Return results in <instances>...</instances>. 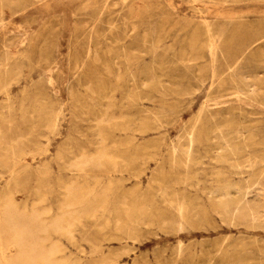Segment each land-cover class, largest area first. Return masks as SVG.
<instances>
[{"label": "rangeland", "instance_id": "rangeland-1", "mask_svg": "<svg viewBox=\"0 0 264 264\" xmlns=\"http://www.w3.org/2000/svg\"><path fill=\"white\" fill-rule=\"evenodd\" d=\"M18 2L0 3V59L11 41L20 66L7 87L9 101L0 94V194L47 227L62 214L79 213L60 205L66 190L85 195L90 212L79 215L69 235L48 228L45 248H56L49 264H264V226L215 210L227 182L249 181L252 191L264 185V90H246L254 75L264 79V0ZM205 24L212 27L210 48ZM39 81L48 104L40 114L22 113L30 111ZM248 199L258 201L254 192Z\"/></svg>", "mask_w": 264, "mask_h": 264}, {"label": "bare ground", "instance_id": "bare-ground-1", "mask_svg": "<svg viewBox=\"0 0 264 264\" xmlns=\"http://www.w3.org/2000/svg\"><path fill=\"white\" fill-rule=\"evenodd\" d=\"M122 1H124V0H122ZM239 1V0H238ZM22 2H25V1H22ZM191 2V1H190ZM0 3H5V4H18L19 2H18V0H0ZM26 3V2H25ZM114 3V2H113ZM112 3V4H113ZM32 5V4H31ZM131 6V5H130ZM128 7V6H127ZM111 8V7H110ZM129 8V7H128ZM127 9V8H126ZM129 11H130V9H128ZM127 10V11H128ZM121 11V10H120ZM130 14H128L127 13V16H129ZM123 19V18H122ZM138 20H141V19H138ZM200 21H201V19H199ZM204 20V19H203ZM106 21V20H105ZM123 21V20H122ZM160 22V21H159ZM205 22V21H204ZM111 23V22H110ZM203 23V22H202ZM122 24V23H121ZM113 25V24H112ZM133 26V25H132ZM175 26V25H174ZM205 26V32H207V36H208V46H209V48H210V46H212V44H213V38H212V36H211V28L207 25V24H205L204 25ZM109 27H111L110 25H109ZM130 27H131V25H130ZM141 27V26H140ZM153 27V26H152ZM197 27V26H196ZM151 28V27H150ZM156 28V27H155ZM195 28V27H194ZM109 29V28H108ZM124 29V28H123ZM130 30H131V28H129ZM182 29H183V27H182ZM196 29V28H195ZM73 31H75V30H73ZM107 31H109V30H107ZM148 31V30H147ZM159 31H161V30H159ZM179 31H180V29H179ZM178 31V32H179ZM193 31V30H192ZM195 31V30H194ZM198 31V30H197ZM50 32V31H49ZM78 32V31H77ZM92 32H93V30H92ZM162 32V31H161ZM217 32V31H216ZM108 33V32H107ZM123 33V32H122ZM132 33V32H131ZM159 33V32H158ZM193 33V32H192ZM215 33V32H214ZM51 34V33H50ZM157 34V33H156ZM216 34V33H215ZM147 35V34H146ZM145 35V36H146ZM178 35V34H177ZM205 35H206V33H205ZM76 36V35H75ZM98 36V35H97ZM97 36H95V37H97ZM100 36V35H99ZM98 36V37H99ZM116 36V35H115ZM144 36V37H145ZM168 36V35H167ZM166 36V37H167ZM46 37V36H45ZM110 37V36H109ZM124 37V36H123ZM142 37V36H141ZM148 37V36H147ZM196 37V36H195ZM79 38H80V36H79ZM112 37H110V39H111ZM122 38V37H121ZM154 38H157L156 36H153V39ZM168 38V37H167ZM173 38H174V36H173ZM189 39H190V41H191V38L190 37H188ZM192 38H194V37H192ZM206 38V37H205ZM113 39V38H112ZM115 39V38H114ZM118 39V38H117ZM175 39V38H174ZM104 40V39H103ZM102 40V41H103ZM146 40V39H145ZM150 40V39H149ZM193 40V39H192ZM94 41V40H93ZM107 41V40H106ZM110 41V40H109ZM112 41V44H113V40H111ZM116 41V40H115ZM114 41V42H115ZM143 41V40H142ZM157 41V40H156ZM187 41V40H186ZM98 42V41H97ZM155 42V41H154ZM160 42V41H159ZM192 42V41H191ZM194 42V41H193ZM20 43V42H19ZM92 43V42H91ZM106 43V42H105ZM122 43V42H121ZM142 43H144V42H142ZM107 44H108V41H107ZM111 44V43H110ZM118 44H119V42H118ZM158 44V43H157ZM187 44V43H186ZM189 44V43H188ZM100 45V44H99ZM153 45V44H152ZM165 45V44H164ZM192 45V44H191ZM200 45H201V43H200ZM199 45V46H200ZM203 45H207V44H204L203 43ZM93 46H94V44H93ZM93 46H89V48L90 47H93ZM110 46H112V45H110ZM109 46V47H110ZM193 46V45H192ZM192 46H187L188 48L189 47H192ZM198 46V47H199ZM214 46V45H213ZM95 47H97L96 45H95ZM105 47V46H104ZM118 47V46H117ZM123 47V46H122ZM127 47V46H126ZM153 47V46H152ZM151 47V48H152ZM162 47V46H161ZM88 48V47H87ZM125 47H123V49H124ZM128 48V47H127ZM170 48H172V47H170ZM202 48V47H201ZM205 48H207V47H205ZM92 49V48H91ZM93 49H94V47H93ZM99 49V48H98ZM144 49V48H143ZM153 49H154V47H153ZM187 49V48H186ZM193 49V48H192ZM2 53H3V55H2V58L0 59V66H5V69H4V71H2V70H0V94H2V95H4L6 98H7V100L9 101V96H8V91H9V89L7 88L8 87V85L11 83V82H13V81H17L18 80V78H17V76L19 75V73H20V66H19V64L16 62V58H17V54L19 53L18 51H17V49H16V46L14 45V43L13 42H11V41H5V43L3 44V47H2ZM95 50V49H94ZM107 51L109 50V49H106ZM112 50H114V48L112 49ZM172 50V49H171ZM102 51H104V50H102ZM110 51V50H109ZM141 51H143V50H141ZM178 51V50H177ZM184 51V50H183ZM214 51V50H213ZM114 52H115V50H114ZM122 52V51H121ZM128 52H130V51H128ZM132 52H133V50H132ZM192 52H195V50L194 51H192ZM87 53V52H86ZM95 53V52H94ZM111 53V52H110ZM109 52H108V54H110ZM116 53H118V52H116ZM138 53V52H137ZM143 53V52H142ZM44 54H46V53H44ZM48 54V53H47ZM107 54V53H106ZM121 54V53H120ZM126 54V53H125ZM184 54V53H183ZM191 54V53H190ZM189 54V55H190ZM219 54V53H218ZM21 55V54H20ZM49 55V54H48ZM118 55H119V53H118ZM40 56V55H39ZM38 56V57H39ZM93 56V55H92ZM127 56V55H126ZM201 56V55H200ZM220 56V55H219ZM20 57H23L22 55L21 56H19V58ZM41 57V56H40ZM39 57V58H40ZM104 57V56H103ZM102 57V58H103ZM114 57H115V54H114ZM118 58H119V56H117ZM128 57V56H127ZM196 57H197V55H196ZM46 58H47V56H46ZM45 58V59H46ZM96 58V57H95ZM106 58H107V56H106ZM113 58V57H112ZM111 58V59H112ZM116 58V57H115ZM159 58H160V56H159ZM181 58V57H180ZM189 58V57H188ZM198 58V57H197ZM253 58H255V57H253ZM43 59V58H42ZM161 59V58H160ZM199 59V58H198ZM208 59H210V58H208ZM256 59V58H255ZM259 59V58H258ZM52 60V59H51ZM99 60V59H98ZM119 60V59H118ZM120 60H121V56H120ZM123 60H125V59H123ZM40 61V60H39ZM183 61V60H182ZM181 61V62H182ZM210 61V60H209ZM9 62H12V65H10L9 64ZM46 62V61H45ZM48 62V61H47ZM99 62V61H98ZM104 62V61H103ZM112 62H113V60H112ZM121 62V61H120ZM122 62H124V61H122ZM126 62V61H125ZM162 62V61H161ZM184 62V61H183ZM260 62V61H259ZM100 63V62H99ZM116 63V62H115ZM114 63V64H115ZM117 63L119 64V62L117 61ZM116 63V64H117ZM185 63V62H184ZM257 63V62H256ZM96 64V63H95ZM101 64V63H100ZM115 64V65H116ZM123 64H125V63H123ZM155 64V63H154ZM161 64V63H160ZM259 64V63H258ZM10 65V66H9ZM22 65V64H21ZM36 65V64H35ZM99 65V64H98ZM105 65V64H104ZM111 65V64H110ZM156 65V64H155ZM158 65V64H157ZM174 65V64H173ZM102 66V65H101ZM106 66V65H105ZM119 66V65H118ZM121 66V65H120ZM129 66V65H128ZM149 66V65H148ZM117 67V66H116ZM77 68V67H76ZM118 68V67H117ZM105 69V68H104ZM103 69V70H104ZM145 69V68H144ZM162 69V68H161ZM227 69V68H226ZM234 69V68H233ZM117 70V69H116ZM163 70V69H162ZM165 70V69H164ZM228 70V69H227ZM119 71V70H118ZM132 71V70H131ZM117 72V71H116ZM233 72V71H232ZM76 73V72H75ZM106 73V72H105ZM210 74H211V72H210ZM109 75V74H108ZM116 75V74H115ZM118 76H119V74H117ZM144 75V74H143ZM153 75H155V74H153ZM158 75V74H157ZM229 75V74H228ZM25 76V75H24ZM149 76V75H148ZM148 76H146V77H148ZM226 76V75H225ZM21 77V76H20ZM171 77V76H170ZM211 77V76H210ZM22 78V77H21ZM119 78V77H118ZM130 78V77H129ZM132 78H134V77H132ZM176 78V77H175ZM226 78V77H225ZM127 79V78H126ZM131 79V78H130ZM227 79H229V78H227ZM232 79V78H231ZM134 80V79H133ZM144 80V79H143ZM179 80V79H178ZM131 81H132V79H131ZM154 81V80H153ZM230 81V80H229ZM156 82H157V80H156ZM232 82V81H231ZM32 83V82H31ZM171 83V82H170ZM230 83V82H229ZM46 83L44 82V81H39V82H36L35 84H34V86H33V94H32V96H31V98H30V100H29V104H28V108L30 109V111H21L22 113H28V114H30V113H35V114H40L41 112H42V110H44V107L48 104V97L46 96V93H45V88H46V85H45ZM222 84V83H221ZM224 84V83H223ZM233 84H234V82H233ZM145 85V84H144ZM154 85H157V83H154ZM154 85H152L153 87H154ZM158 85H159V83H158ZM157 85V86H158ZM225 85V84H224ZM235 86V85H234ZM149 87H151V86H149ZM156 87V86H155ZM220 87V86H219ZM121 88V87H120ZM130 88V87H129ZM146 88V87H145ZM168 87H166V89H167ZM11 89V88H10ZM158 90V88L156 87L155 88V91H157ZM163 89H164V87H163ZM166 89H164V90H166ZM175 89V88H174ZM209 89V88H208ZM154 90V89H153ZM246 90H247V92L248 93H254V92H259L260 90H264V79H262V78H258V77H256L255 75L252 77V78H250L248 81H247V84H246ZM168 91H169V89H168ZM171 91V90H170ZM218 91H220V90H218ZM175 92V91H174ZM173 92V93H174ZM177 92V91H176ZM21 93V92H20ZM223 93V92H222ZM261 93V92H260ZM11 94V93H10ZM9 94V95H10ZM31 94V93H30ZM161 94V93H160ZM183 94H185V92L183 93ZM182 94V95H183ZM220 94V93H219ZM237 94V93H236ZM239 94V93H238ZM258 94V93H257ZM20 95V94H19ZM130 95V94H129ZM175 95H176V93H175ZM180 95H181V93H180ZM187 95V94H186ZM189 95V94H188ZM262 95H264V94H262ZM27 96V95H26ZM25 96V97H26ZM144 96V95H143ZM150 96V95H149ZM184 96V95H183ZM207 96V95H206ZM252 96V95H251ZM23 97V96H22ZM25 97H23V98H25ZM137 97H138V95H137ZM220 97V96H219ZM5 98V99H6ZM20 98H21V96H20ZM136 98V97H135ZM260 98V97H259ZM103 99V98H102ZM105 99V98H104ZM211 99V98H210ZM76 100V99H75ZM137 100V99H136ZM135 100V101H136ZM209 100V99H208ZM247 100V99H246ZM137 102V101H136ZM4 103V102H3ZM24 103V102H23ZM76 103H77V101H76ZM140 103V102H139ZM179 103V102H178ZM181 103V102H180ZM203 103V102H202ZM6 104V103H5ZM7 104L8 105H10L8 102H7ZM53 104V103H52ZM19 105V104H18ZM119 105V104H118ZM20 106V105H19ZM239 107V106H238ZM237 107V108H238ZM20 108V107H19ZM84 109V108H83ZM239 109V108H238ZM32 110V111H31ZM176 110V109H175ZM178 110V109H177ZM205 111V110H204ZM47 112V111H46ZM206 112V111H205ZM242 112V111H241ZM153 113V112H152ZM207 113V112H206ZM236 113H237V111H236ZM239 113V112H238ZM57 114V113H56ZM99 114V113H98ZM104 114V113H103ZM241 114V113H240ZM152 115V114H151ZM199 115V114H198ZM56 116V115H55ZM247 116V115H246ZM193 117V116H192ZM37 118V117H36ZM56 118V117H55ZM239 118V117H238ZM30 119V118H29ZM57 119V118H56ZM118 119V118H117ZM116 119V120H117ZM122 119V118H121ZM156 119V118H155ZM196 119H197V117H196ZM101 120V119H100ZM100 120H98L99 122H101ZM193 120V119H192ZM195 120V119H194ZM114 121V120H113ZM113 121L111 120V122L113 123ZM122 121V120H121ZM94 123H96V121L94 122ZM93 123V124H94ZM109 124H111L110 123V121L108 122ZM107 123V124H108ZM121 123V122H120ZM158 123V122H157ZM52 124V123H51ZM97 124V123H96ZM99 124V126H100V123H98ZM191 124H193V122L191 123ZM212 124H213V122H212ZM240 124V123H239ZM32 125V124H31ZM195 125V124H194ZM214 125V124H213ZM222 125V124H221ZM251 125V124H250ZM94 126V125H93ZM98 126V125H97ZM112 126V125H111ZM193 126V125H192ZM240 126V125H239ZM238 126V127H239ZM120 127V126H119ZM45 128V127H44ZM96 128H98V127H96ZM191 128V127H190ZM214 128H215V126H214ZM95 129V128H94ZM105 129H106V127H105ZM107 129H108V127H107ZM241 129V128H240ZM98 131H99V129H97ZM96 130V131H97ZM101 131V130H100ZM190 131V130H189ZM207 131V130H206ZM182 132V131H181ZM211 132V131H210ZM100 133V132H99ZM97 134H98V132H97ZM219 134V133H218ZM99 135V134H98ZM101 135V134H100ZM99 135V136H100ZM103 135V134H102ZM186 135V134H185ZM189 135V134H188ZM98 136V138H99V140H101L100 139V137ZM179 136V135H178ZM220 137H221V140L223 141V139H222V135H219ZM189 137V136H188ZM97 138V137H96ZM95 139V138H94ZM183 139V138H182ZM189 139H191V138H189ZM205 139V138H204ZM258 139V138H257ZM180 140V139H179ZM184 140V139H183ZM225 140V139H224ZM244 141V140H243ZM257 141V140H256ZM104 142H105V140H104ZM103 142V143H104ZM180 142H182V141H180ZM189 142V141H188ZM195 142V141H194ZM245 142V141H244ZM102 143V142H101ZM101 143H99V144H101ZM102 143V144H103ZM179 143V142H178ZM234 143V142H233ZM262 143H264V141H262ZM97 144V143H96ZM101 144V145H102ZM125 144V143H124ZM173 144H174V141H173ZM172 144V145H173ZM227 145H229V143H226ZM251 144V143H250ZM90 145V144H89ZM189 145H191V144H189ZM232 145V144H231ZM99 146V145H98ZM97 146V147H98ZM116 146V145H115ZM225 146V145H224ZM239 146L241 147V145L239 144ZM95 147V146H94ZM102 148H103V146H101ZM175 147V146H174ZM185 146H183V148H184ZM227 147V146H226ZM238 147V146H237ZM243 147V146H242ZM258 147V146H257ZM0 148H2V147H0ZM99 148V147H98ZM101 148V149H102ZM177 149H178V147H176ZM187 148V147H186ZM189 148V147H188ZM244 148V147H243ZM259 148V147H258ZM97 149V148H96ZM105 149H109V148H105ZM81 150V149H80ZM98 151H99V149H97ZM97 150H96V152H97ZM186 150V149H185ZM189 150V149H188ZM106 151V150H105ZM96 152H95V154H96ZM101 152V151H100ZM102 152H103V150H102ZM170 152V151H169ZM245 152H247V151H245ZM98 153V152H97ZM103 153H105V152H103ZM103 153H102V155H103ZM175 153V149H174V152H173V154ZM177 153V152H176ZM182 153V152H181ZM184 153V152H183ZM217 153V152H216ZM100 154V153H99ZM173 154H170V155H173ZM187 154H188V152H187ZM78 155H80V154H78ZM81 155H82V153H81ZM90 155H93V154H90ZM89 155V156H90ZM98 155V154H97ZM24 156V155H23ZM85 155H83V157L82 158H85L84 157ZM99 156V155H98ZM108 156H110V155H108ZM108 156H107V158H108ZM174 156H175V154H174ZM188 156V155H187ZM248 157H249V155H247ZM259 156V155H258ZM257 156V157H258ZM260 156H264V154H262V155H260ZM91 157V156H90ZM172 156H170V158H171ZM176 157H177V155H176ZM181 157V156H180ZM231 157V156H230ZM253 157H255V156H253ZM252 157V158H253ZM22 158V157H21ZM26 158V157H25ZM93 157H91V159H92ZM94 158H96L95 157V155H94ZM93 158V159H94ZM167 158H169V157H167ZM175 158V157H174ZM211 158V157H210ZM232 158V160H235V158H233V157H231ZM97 159V158H96ZM101 159H102V156H101ZM100 159V160H101ZM111 159V158H110ZM114 159H116L115 157H114ZM113 159V160H114ZM121 159V158H120ZM181 159V158H180ZM186 160H187V158H185ZM192 159V158H191ZM218 159H220V158H218ZM221 159H223L224 161H226L227 159H228V155H227V153H225V154H223V155H221ZM220 159V160H221ZM245 159V158H244ZM243 159V160H244ZM249 159V158H248ZM247 159V160H248ZM86 160V159H85ZM84 160V161H85ZM95 160V159H94ZM103 160V159H102ZM112 160V159H111ZM119 160V159H118ZM172 160H173V158H172ZM172 160H171V162H172ZM176 160V159H175ZM183 160V159H182ZM217 160V159H216ZM241 160V159H240ZM246 160V159H245ZM116 161V160H115ZM168 161V160H167ZM169 161H170V159H169ZM168 161V162H169ZM177 161V160H176ZM228 161V160H227ZM231 161V160H230ZM239 161V160H238ZM260 161H262V160H260ZM260 161H258V162H260ZM26 162V161H25ZM105 162V161H104ZM117 162V161H116ZM124 162V161H123ZM173 162H174V160H173ZM184 162H185V160H184ZM187 162H188V160H187ZM244 162V161H243ZM253 162H256V161H253ZM97 163H99V162H97ZM110 164H111V162H109ZM113 163V162H112ZM119 163H120V160H119ZM122 163V162H121ZM120 163V164H121ZM170 163V162H169ZM181 163V162H180ZM182 163H183V161H182ZM202 163V162H201ZM235 163V162H234ZM245 163V162H244ZM248 163V162H247ZM261 163V162H260ZM125 164V163H124ZM214 164V163H213ZM112 165V164H111ZM116 165V164H115ZM172 165V164H171ZM180 165V164H179ZM179 165H177L178 167H179ZM182 165V164H181ZM185 165H186V163H185ZM216 165H218V163L216 164ZM225 165V164H224ZM236 166H237V164H235ZM234 165V166H235ZM248 165V164H247ZM253 165H255V164H253ZM32 166V165H31ZM101 166V165H100ZM170 166V165H169ZM187 166V165H186ZM233 166V165H232ZM232 166H231V169H232ZM235 166V167H236ZM112 167V166H111ZM115 167V166H114ZM126 167V166H125ZM175 167V166H174ZM228 167V166H227ZM249 167V166H248ZM167 169H168V167H166ZM172 168V167H171ZM176 168V167H175ZM175 168H174V170H175ZM41 169H42V167H41ZM113 169V168H112ZM176 169H178V168H176ZM180 169V168H179ZM238 169V168H237ZM237 169L235 170V171H237ZM173 170V169H172ZM182 170H185L184 168H182ZM195 170V169H194ZM159 171V170H158ZM262 171H264V169H262ZM172 172V171H171ZM217 172V171H216ZM239 172V171H238ZM159 173V172H158ZM175 173H178V172H175ZM223 173V172H222ZM242 173V172H241ZM10 174V176H12L13 175V173H9ZM68 174V173H67ZM173 174V173H172ZM194 174V173H193ZM184 175H185V173H184ZM205 175V174H204ZM222 175V174H221ZM182 176V175H181ZM186 177L188 176V174H186L185 175ZM193 176V175H192ZM184 177V176H183ZM185 177V178H186ZM74 178V177H73ZM109 178H111V176L109 177ZM177 178H178V176H177ZM86 179V178H85ZM167 179V178H166ZM171 179V178H170ZM249 179V178H248ZM84 180V179H83ZM93 180H94V178H93ZM108 180V179H107ZM107 180H106V182H107ZM174 180V179H173ZM247 180V179H246ZM74 181H75V179H74ZM81 181H82V179H81ZM95 181V180H94ZM97 181V180H96ZM100 181V180H99ZM155 181V180H154ZM158 181V180H157ZM180 181H181V178H180ZM196 181V180H195ZM70 182V181H69ZM173 182H175V180L173 181ZM73 183V182H72ZM93 183V182H92ZM95 183V182H94ZM165 183V182H164ZM250 183H251V181H250ZM83 184V183H82ZM90 184V183H89ZM96 184H98V183H96ZM108 184V183H107ZM106 184V185H107ZM160 184V183H159ZM180 184V183H179ZM76 185H77V183H76ZM79 185H81V184H79ZM87 185V184H86ZM85 185V186H86ZM93 185V184H92ZM157 185V184H156ZM64 186V185H63ZM67 186V185H66ZM78 186V185H77ZM110 186H111V184H110ZM175 186H176V184H175ZM190 186V185H189ZM79 187V186H78ZM107 187H108V185H107ZM162 188L163 187H165V186H161ZM177 187V186H176ZM63 188H65V186L63 187ZM80 188V187H79ZM94 188V187H93ZM104 188V187H103ZM102 188V189H103ZM84 189H87V188H85L84 187ZM92 189V188H91ZM90 189V190H91ZM105 189V188H104ZM107 189V188H106ZM109 189V188H108ZM164 189V188H163ZM61 191H62V189H60ZM82 190V193H83V189H81ZM80 190V191H81ZM90 190H89V192H90ZM93 190V189H92ZM169 190V189H168ZM88 191V190H87ZM106 191V190H105ZM159 191H160V189H159ZM34 192V191H33ZM64 192V191H63ZM108 192H110V190H108L107 191V193ZM164 192V191H163ZM163 192H162V195H164L163 194ZM184 192V191H183ZM254 192V194H255V196L257 197V199H258V201H257V203H253V201H255V200H253L252 201V203H250L249 202V199H248V197H249V195L250 194H252ZM85 193H88V192H85ZM91 193V192H90ZM105 193V192H104ZM106 193V194H107ZM156 193V192H155ZM154 193V194H155ZM166 193V192H165ZM176 193V192H175ZM210 193V192H209ZM143 194V193H142ZM141 194V195H142ZM171 194V193H170ZM177 194V193H176ZM10 195V194H9ZM8 194H6V193H1L0 194V264H39V263H43V264H49L52 260H53V256H54V254L56 253V248H49V249H47L46 250V248H45V242H46V240H47V233H48V228H50L51 230H53V231H55V232H60V233H62V234H68L69 235V233H70V229H71V227L76 223V221L79 219V215H84V217L87 215V214H89L90 212H88V210H87V205H89V204H87L85 201H86V197H85V195H82L81 193H78V192H76V193H74L73 191L71 192V191H69V190H66V193H65V195H64V199H63V201H62V204H60V205H63V206H66V207H68V206H77L78 208H79V213H76V214H72L71 212L69 213H65V214H62L60 217H58L57 219H55V220H53L52 221V223L47 227L46 225H44L43 224V222L39 219V217H37L36 215H24L23 213H21V212H19V211H17L16 209H15V207H14V203H13V201H12V199H11V197L9 196ZM62 195V194H61ZM156 195V194H155ZM174 195V194H173ZM213 195V194H212ZM39 196V195H38ZM43 196H45L44 194H43ZM135 196V195H134ZM143 196V195H142ZM141 196V197H142ZM146 196V195H145ZM151 196V195H150ZM166 196V195H165ZM164 196V197H165ZM182 197H183V195H181ZM96 197V196H95ZM101 197V196H100ZM133 197V196H132ZM144 197V196H143ZM142 197V198H143ZM171 197H173V196H171ZM216 197H218V199H217V209H215L216 210V212L217 213H219L220 215H228V217H229V215H233V214H235V213H237V214H239L240 215V218L242 217L243 219H247L249 222H250V224L251 225H253V227H256L255 226V224L256 225H259V226H264V185H262V184H258L257 186H256V188H255V190L254 191H252L251 190V185L249 184V181L247 182V181H245V180H242L241 182H239V183H235V182H227L225 185H222L221 186V190L219 191V193H218V195L216 196ZM41 198V197H40ZM107 198V197H106ZM124 198V197H123ZM134 198V197H133ZM168 197H166V199H167ZM174 198V197H173ZM175 198H176V195H175ZM43 199V198H42ZM93 199H94V196H93ZM96 199L97 198H95V201H96ZM100 198L98 197V200H99ZM102 199H103V197H102ZM101 199V200H102ZM145 199V198H144ZM169 199V198H168ZM253 199V198H252ZM39 200V199H38ZM97 200V201H98ZM106 200H108V198L106 199ZM128 200V199H127ZM126 200V201H127ZM135 200V199H134ZM141 200V199H140ZM161 200V199H160ZM42 201V200H41ZM104 201V200H103ZM124 201H125V199H124ZM125 201V202H126ZM129 201V200H128ZM164 201V200H163ZM167 201V200H166ZM169 201V200H168ZM167 201V202H168ZM196 201V200H195ZM106 202V201H105ZM145 202V201H144ZM152 202V201H151ZM210 202V201H209ZM37 203V202H36ZM61 203V202H60ZM101 203H103L102 201H101ZM136 203H137V200H136ZM138 203H140V201L138 202ZM142 203V202H141ZM146 203V202H145ZM171 203V202H170ZM207 203V202H206ZM35 204V203H34ZM96 204V203H95ZM95 204H93L92 206H94ZM98 204H99V201H98ZM104 204V203H103ZM150 204V203H149ZM163 204H164V202H163ZM97 205V204H96ZM114 205V204H113ZM139 205V204H138ZM165 205V204H164ZM167 205V204H166ZM168 205H169V203H168ZM173 205H174V202H173ZM183 205V204H182ZM188 205V204H187ZM125 206V205H124ZM135 206V205H134ZM141 206V205H140ZM177 206V208H178V204L176 205ZM90 207V206H89ZM102 207V206H101ZM133 207V206H132ZM146 207V206H145ZM166 207V206H165ZM168 207V206H167ZM169 207H171L170 205H169ZM189 207V206H188ZM195 207V206H194ZM199 207V206H198ZM91 208H93V207H91ZM95 208H97V207H95ZM123 208V207H122ZM128 208H130V207H128ZM127 208V209H128ZM180 208H184V206H182V207H179V209ZM192 208V207H191ZM197 208V207H196ZM200 208V207H199ZM101 209V208H100ZM141 209V208H140ZM140 209H138V210H140ZM144 209V208H143ZM143 209H142V211H143ZM148 209V208H147ZM173 208H171V210H172ZM176 209V208H175ZM193 209V208H192ZM191 209V210H192ZM203 209V208H202ZM204 209H206V208H204ZM92 210V209H91ZM129 210V209H128ZM131 210V209H130ZM136 210V209H135ZM137 210V211H138ZM197 210H200V209H197ZM114 211V210H113ZM141 211V212H142ZM149 211V210H148ZM160 211H163V210H160ZM180 211V210H179ZM179 211H177V212H179ZM185 211H186V209H185ZM200 211H203V210H200ZM199 211V212H200ZM127 212H129V211H127ZM140 212V213H141ZM157 212V211H156ZM173 212H174V210H173ZM186 212H188V211H186ZM203 212H205V211H203ZM202 212V213H203ZM102 213V212H101ZM122 213V212H121ZM130 213V212H129ZM131 213H132V215H133V213H134V210H132L131 211ZM159 213V212H158ZM175 213V212H174ZM180 213H182V212H180ZM189 213H191V212H189ZM201 213V214H202ZM217 213H215V214H217ZM94 214H96V212L94 213ZM109 214H110V212H109ZM137 214H139V213H137ZM143 214V213H142ZM168 214V213H167ZM176 214H179V213H176ZM186 214H188V213H186ZM193 214V213H192ZM199 214V213H198ZM204 214V213H203ZM202 214V215H203ZM213 214V213H212ZM219 214H218V216H219ZM91 215V214H90ZM90 215H89V217H90ZM102 215V214H101ZM136 215V214H135ZM158 215V214H157ZM157 215H155V216H157ZM160 215V214H159ZM173 215V214H172ZM181 215V214H180ZM179 215V216H180ZM182 217L181 218H185L184 217V212L182 213ZM202 215H200V216H202ZM41 217H42V215H40ZM126 216V215H125ZM128 216V218H125V219H129L130 218V223L132 224V222H131V215L129 214V215H127ZM126 216V217H127ZM134 216V215H133ZM140 216V215H139ZM138 216V217H139ZM145 216H146V214H145ZM162 217L164 216L165 217V215H163V213H162V215H161ZM169 216H170V213H169ZM174 216H176V215H174ZM137 217V216H136ZM136 217H135V219H136ZM167 217V216H166ZM177 217V216H176ZM188 217H192V216H189V214H188ZM195 217H196V214H195ZM222 217V216H221ZM119 218V217H118ZM141 218V217H140ZM156 218H158V217H156ZM186 218H187V216H186ZM202 218V217H201ZM205 218H207V217H205ZM90 219V218H89ZM93 219V218H92ZM134 219V217H133V220L132 221H134L135 220ZM144 219L146 220V218L144 217ZM161 219H163L164 220V218H161ZM160 219V220H161ZM166 219V218H165ZM168 219V218H167ZM166 219V220H167ZM170 219H171V217H170ZM173 219V218H172ZM190 219V218H189ZM188 219V220H189ZM203 219H204V217H203ZM230 219V218H229ZM106 220V219H105ZM145 220H143V221H145ZM163 220H162V222H163ZM165 220V221H166ZM174 220V219H173ZM193 220V219H192ZM242 220V219H241ZM107 221V220H106ZM105 221V222H106ZM137 221V220H136ZM136 221H135V223H136ZM147 221V220H146ZM151 221V220H150ZM154 221V220H153ZM171 221V220H170ZM169 221V222H170ZM181 221V220H180ZM183 221H184V219H183ZM190 221V220H189ZM186 222V221H184V223L186 222L187 224H189V226H190V222ZM197 221V220H196ZM206 221V220H205ZM232 221V220H231ZM231 221H230V223H231ZM243 221V220H242ZM155 222V221H154ZM159 222V221H158ZM161 222V221H160ZM159 222V223H160ZM168 222V224H169V226L171 225L172 226V224H171V222L169 223ZM175 222V221H174ZM203 222V221H202ZM78 223V222H77ZM139 223V222H138ZM138 223H136V225L138 224ZM148 223V222H147ZM158 223V225H160ZM183 223V222H182ZM183 223V224H184ZM199 223V222H198ZM102 224H103V221H102ZM105 224V223H104ZM125 224V223H124ZM128 224V223H127ZM146 224V223H145ZM153 224V223H152ZM155 225H156V223H154ZM141 225V224H140ZM139 225V226H140ZM142 225H143V223H142ZM150 225V224H149ZM180 225V224H179ZM185 225V224H184ZM228 225H229V222H228ZM100 226V225H99ZM98 226V227H99ZM104 226V225H103ZM106 226H109V224L107 225L106 224ZM116 226H118V225H116ZM121 226V225H120ZM123 226H125V225H123ZM123 226H122V228H123ZM138 226V225H137ZM168 227V228H172V227ZM177 226H178V224H177ZM186 226V225H185ZM188 225H187V227H189ZM193 226V225H192ZM213 226V225H212ZM225 226V225H224ZM234 226H236V225H234ZM119 227V226H118ZM117 227V228H118ZM136 227V226H135ZM156 227V226H155ZM173 227H174V225H173ZM191 227V226H190ZM189 227V228H190ZM238 227V226H237ZM243 227H248V226H243ZM101 228V227H100ZM121 228V229H122ZM130 227H128V229H129ZM159 228H162V227H159ZM167 228V229H168ZM177 228V227H176ZM119 229V228H118ZM131 229H132V226H131ZM135 229V228H134ZM164 229V228H163ZM212 229V228H211ZM245 229H247V228H245ZM250 229V228H249ZM255 229H257V228H255ZM124 231H126L125 229H123ZM137 230V229H136ZM139 230V229H138ZM166 230V229H165ZM169 230H171V229H169ZM173 230H174V228H173ZM261 230V229H260ZM262 230H264V229H262ZM123 231V233H125ZM172 231V230H171ZM117 232H119V231H117ZM122 232V231H121ZM120 232V233H121ZM127 232V231H126ZM139 232V231H138ZM117 234V233H116ZM127 234V233H126ZM135 234V233H134ZM126 236V235H125ZM249 241V240H248ZM251 241V240H250ZM74 242V241H73ZM180 243V242H179ZM242 243V242H241ZM241 243H239V244H241ZM239 244H238V246H239ZM180 245H181V243H180ZM253 245H255V244H253ZM178 246V245H177ZM220 246V245H219ZM175 247V246H174ZM216 247V246H215ZM241 247H242V245H241ZM195 248V247H194ZM233 248H234V246H233ZM243 248V247H242ZM199 249V248H198ZM234 249H236V248H234ZM239 249H240V246H239ZM12 250H14V252H15V254L13 255V256H11L10 255V253H11V251ZM179 252V251H178ZM249 253V252H248ZM177 254H179V253H177ZM224 255H225V253H224ZM227 255V254H226ZM240 255H242V254H240ZM242 257V256H241ZM177 259V258H176ZM175 259V260H176ZM62 260V259H61ZM241 260V259H240ZM65 261V260H64ZM249 261V260H248ZM247 261V262H248ZM253 261V260H252ZM63 262V261H62ZM259 262V261H258ZM244 263V262H243ZM245 264V263H244Z\"/></svg>", "mask_w": 264, "mask_h": 264}]
</instances>
